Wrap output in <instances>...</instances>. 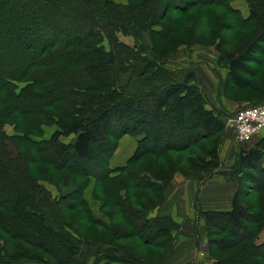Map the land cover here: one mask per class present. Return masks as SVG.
Returning a JSON list of instances; mask_svg holds the SVG:
<instances>
[{
    "label": "trees",
    "instance_id": "16d2710c",
    "mask_svg": "<svg viewBox=\"0 0 264 264\" xmlns=\"http://www.w3.org/2000/svg\"><path fill=\"white\" fill-rule=\"evenodd\" d=\"M46 1L54 9L44 8L42 0H0V28L3 23L10 24L3 33L0 29V230L6 234V237L0 234V264L24 260H36L39 264H88L90 258L94 259L93 264L100 259L106 260L103 264L109 261L149 264L126 250L121 241L136 237L146 245L161 248L165 243L159 239L168 236L171 229H179L170 215L153 214L162 206L175 172L172 168L165 171L161 161L170 152L184 151L223 135L227 126L223 111L207 108L199 89L188 78L179 83L176 79L180 73L163 64L164 51L158 54V45H145L141 34L147 31L167 39L173 27L185 21V29H191L184 37L189 48L200 43L194 31L209 7L226 9L232 15V24L242 26V22H252L254 33L228 55L224 56L216 45L220 52L217 60L224 56L226 68L218 83L222 90V82L226 81L224 94L231 89H243L260 97L264 94V78L258 79L261 83L252 78L260 72L257 65L264 66V0H245L247 17L229 0ZM30 5L43 6L35 17L49 18L51 28L44 23L39 26L33 20L21 25L20 15ZM196 7L199 12L194 14ZM169 12H178L182 17L166 21ZM60 19L64 20V26ZM191 21L195 23L193 27ZM68 30L73 33L66 35ZM8 32L10 36L6 35ZM120 33L132 37L133 45L122 41ZM29 37L40 40L38 47ZM16 38L21 39L17 44ZM121 73L128 75L125 84L119 81ZM258 103H264V99L249 104ZM11 122L15 131L23 133L24 144L10 143L13 138L3 127ZM51 124L54 129L47 139L31 138V130L44 134L43 126ZM70 135H74L72 141L61 140ZM124 135L137 138L136 146L125 164L117 169L123 171L150 156L143 173L151 181L134 188L155 191L154 201L146 204L149 195L140 191L131 194L133 200L117 194L114 214H122V222L112 223L109 211L104 212L103 219L89 220L104 228L108 237L100 240L74 236L70 225L60 221L58 202L34 178L33 173H42L35 166L45 162L56 171L67 169L73 174L107 180L116 170L109 162ZM208 150L204 151L217 156L213 158L214 164L220 165L217 149ZM195 157L191 155L187 160L191 167ZM234 160L240 171L245 172L241 182L250 192L237 188L229 210L197 207L195 210L202 218L214 254L237 246L253 252L263 245H257L254 237L264 226V137L252 147L240 149ZM91 162L103 174L89 169L87 165ZM179 173L193 181L197 179L187 170ZM207 178L200 175L198 181L205 182ZM253 190L259 197L248 205L244 198ZM69 207L67 204L62 208ZM19 226H24L28 235L15 231ZM40 226L46 230L45 236L53 239L50 245L41 238H33L32 235L40 236L37 233ZM17 242L42 250L52 262L35 255L29 247L4 249Z\"/></svg>",
    "mask_w": 264,
    "mask_h": 264
},
{
    "label": "rangeland",
    "instance_id": "374dc122",
    "mask_svg": "<svg viewBox=\"0 0 264 264\" xmlns=\"http://www.w3.org/2000/svg\"><path fill=\"white\" fill-rule=\"evenodd\" d=\"M113 1L124 2V0ZM42 2L44 8L53 7L54 9V5L51 6L49 4H46V0H42ZM233 2L236 3L235 0H229L230 4ZM40 5H30L28 6V9H25L26 13L24 15H20L19 22L21 23V25L26 26L29 21L32 22L33 20V22H36L37 24H39V26H42L44 23L46 26H49L51 28L52 23L48 25V22L51 21L49 20V18H47L46 16L42 17L41 14V19L35 17L38 13L42 12L41 10L43 6H41L40 8ZM192 12L194 14H197L199 12V9L196 7ZM207 12L208 13L205 14V17H203L201 23H198V25H196V30L194 31L197 40H199L200 42L195 44L210 46V50L206 53H195L201 58L194 57V52L190 50V47L185 48L186 46L184 42L187 39H184V37H186V34H188L191 30L185 29V21L176 24L173 27L170 37H168L167 39L158 37L154 34H149V32L147 31H144L141 34L142 42L145 45H148L150 47L152 43L158 45L156 49L158 54H160L161 51H164L163 53L166 55V57L163 58L164 66L171 67L172 70H176L180 73V76L178 75L176 80H182L183 75H190L192 77V80L197 81L195 77L196 68H198L200 71H211L219 80L221 76H224L226 74V68L224 67V56L228 55V52L230 50L237 48L243 42H245L246 38L248 39L256 30L252 22H242V26H238L235 23L232 24V15L226 9H223L221 7H209L207 8ZM48 14L49 13L47 12V15ZM179 17L182 16H180L178 12H169L165 20L167 21L169 19H175ZM60 20L62 21L61 25L64 26V20ZM186 24L188 25L189 22ZM190 24L192 25L191 27H193L195 23L191 21ZM9 26L10 24L3 23L0 28L1 33H3L6 28H9ZM156 27L157 29H161V27L159 26ZM153 29H155V27ZM66 32V35H70L71 33H73L72 30H68ZM6 35L10 36L11 34L8 32L6 33ZM119 37L122 41L130 45H133L134 43L132 37L130 36H126L120 33ZM29 38L30 42L35 47H38L40 40L37 37ZM20 41V38H16L14 40V43L17 44ZM216 45L219 47V49H221L220 51L225 54L224 56H220L222 58L219 62L216 59L217 57H215V55L218 57L220 55V52L217 50ZM104 46L107 47V44L105 43ZM215 48L217 52H214ZM20 49L18 52H20ZM203 56L207 57L208 59L203 58ZM197 59L199 60L197 61ZM2 60L5 61L4 58H2ZM188 62L191 63L194 68H189V66H186V63ZM7 67H10V65L8 64ZM257 67L259 68L260 72L256 77L252 79L256 81V83H261L262 81L258 79L264 78V66L257 65ZM127 79V74L121 73L119 75V81L121 82V84L127 83ZM207 80H209V78L206 77L202 81L207 82ZM206 82L202 83V85H200V88H197L201 93L200 96L203 97L206 101L207 108H212L215 111H223L221 112V114L226 119L227 126V128L223 132L224 134L213 136L208 140L200 142L198 146L188 148L187 150L170 152L166 156V159H163L161 162L164 164L163 167L165 168V171H170L172 168V170L175 171L174 175L176 173H179L180 170H187L191 174V176H195L197 178L196 182L198 181V178H200V175H202V177H208L205 182H197L200 188L201 186H205V192H207L208 194L214 191L215 185L218 183H224L223 185L226 188L231 185V187L234 186V189L236 186V189L238 188V191L243 192L245 190H248V192H250L249 189H247V186L243 184V182H241V179L244 176L245 172L240 171V169L234 162V158L240 149L248 148L256 141V138L251 140L249 143H245L244 145L235 144L232 136V130L227 123L228 119L233 115L235 109L245 104H249L253 100L264 99V94H261L259 97L254 93H249L248 91L246 92V90L243 89H231L229 91H226V93L224 94L223 87L226 89V81L222 82V90L219 89V83L218 87L215 89V86H207ZM263 85L264 84H262V86ZM224 97H228V99L239 103L232 104L228 103V101L225 102ZM223 102H225L226 104H223ZM227 110L229 111V114L227 113ZM43 129L44 134L39 133L35 130H31V138L35 140L41 138L47 139L53 131L54 126H52V124L44 125ZM3 130L5 133H7V135L9 134L13 138L10 143H25L24 139L22 138L23 133L15 131L13 122L6 123L3 127ZM262 131H264V128H262L261 132ZM73 138L74 135H70L68 137H61V140L64 142H69L72 141ZM130 138V141H132V144H134L133 138ZM10 148L14 150L12 145H10ZM206 148H210V150L208 151H212L214 148L215 152L217 149L220 157V165L217 166L214 164L215 162L213 158H216L217 156H215L214 154L211 155L208 152L206 153V151H204ZM191 155H194V157L195 155L197 156L194 158L195 161L193 167L188 164ZM150 158V156H147L140 160L138 164L128 166L124 168L125 170L123 169V171L117 169L119 167H112L109 162L110 167L116 170H113L110 174V177L104 181L95 180L83 175L73 174L67 169L56 171L53 167L49 166L45 162H39L35 166V169H37L36 167H40V169L42 170L41 175H38L35 172L33 173V176L49 190L51 197L58 202V209H61L59 213L60 221L62 224L70 225L71 233H74V236L77 235V237L81 236L86 238L96 237L101 240L108 237L106 233L107 231L104 230V228H102L101 226L90 223L89 220H94V217L103 219L105 218L104 212L109 211L112 223L122 222V214H119L117 216L114 214L115 209L117 208L114 199L117 194L120 195L121 198H125L127 196V199L133 200L134 198L131 196V194L140 191L142 194L147 193L149 195V198H147V201L145 202L146 204H148L149 201H154V193H156L155 191L148 192L143 188H134L136 184L144 185L146 183H150V178L145 176V174L143 173V170H145L146 164ZM87 167L91 170H94V172H96L98 175L103 174V170L100 171V167L96 164H93L92 162L89 163ZM164 175L167 176L166 173ZM234 179H236L237 182L234 181ZM204 196L203 198L197 197V195L195 196L191 204L192 208L195 207L194 210H196V207L198 210H201L203 207L214 206L209 203L207 204L206 200H210L211 202V199L204 198ZM258 197V192L253 190L250 195L244 198V203L252 205L254 201L258 199ZM67 204L70 206L69 208H62L63 205L65 206ZM167 210L168 207H163L159 212L164 211V213H166ZM180 210V212L174 215L175 217H172L175 224L177 226L179 225L180 227L177 230L171 229L168 233V236L159 239L160 242L165 243V245H162L163 247L156 248L151 245H146L136 237H131L127 240L125 239L126 241L122 240L121 243L123 247L126 250L137 254L142 259L149 261V264H217L218 259L221 260V262L218 264H264V261L262 260V256L264 255V226L254 237V242L257 245L263 244L262 247H258V249H255L253 252H251V250L249 249H240L241 247L237 246L236 248L230 249L228 251H222L214 254L209 247L208 237L206 236L202 218L199 217V214H196L197 211H194V213L191 214L189 219L187 220V217H184L186 216L185 212L182 211V209ZM37 230V233H39L40 236L32 235L33 238H41L47 245H50L53 242V239L45 236L46 230L43 226H40ZM92 230L95 232L92 233ZM15 231L24 232L28 235V230H26L24 226H19L18 229H15ZM0 234L2 235V237H6V234L2 232V230H0ZM23 247H29L28 249L30 251H33L37 256L43 257L46 262L51 261L47 253H44L42 250L36 247L28 246L23 242H17L15 246H5L4 249H6V251H14L15 249L17 250ZM251 253L252 255H255L252 256ZM93 262L94 259L90 258L88 264H93ZM96 262L97 264H103L106 262V260L100 259ZM13 264H39V262H37L36 260H24L15 261L13 262ZM107 264L127 263L109 261L107 262Z\"/></svg>",
    "mask_w": 264,
    "mask_h": 264
},
{
    "label": "crops",
    "instance_id": "0c3cea01",
    "mask_svg": "<svg viewBox=\"0 0 264 264\" xmlns=\"http://www.w3.org/2000/svg\"><path fill=\"white\" fill-rule=\"evenodd\" d=\"M235 1H236V3L233 2V3H231V5L236 10H238L243 17H247L248 5H247L246 1L245 0H235ZM233 4H235V5H233ZM185 48H187V47H185ZM190 50H192L194 52V54H193L194 57L201 58L200 56H198L196 54L200 53V52L206 53L207 51L210 50V46L202 45V44H193L190 47ZM214 52H217V50L214 49ZM215 57H218V56L215 55ZM203 58L208 59L205 56H203ZM198 60L199 59H197V61ZM197 63H199V62H197ZM186 66H189V68H194V66L189 62L186 63ZM168 68L172 70L171 67H168ZM189 70H193V69H189ZM195 70H196V76L195 77H196L197 81L192 80V77L190 75H183L182 80H180V81L177 80V81L179 83H182L186 80V78H188V81L190 84H193L196 87L200 88V85H202V83L206 82V81H202V80L207 77V78H209V80H207V82H206L207 86H212V87L215 86V89L218 87V81L219 80L214 73H212L211 71H206V70L200 71L198 68H196ZM179 76H180V74H179ZM224 98H225V102L228 101V103H232V104L239 103V102L232 101V100L228 99V97H224ZM225 102H223V104H226ZM130 137L131 136H129V135H124L122 137V139H120L118 148L116 149L115 153L113 154L112 158L110 159V164L112 167L124 165L126 160L128 159V157L134 152L137 138L132 137L133 143H134V144H132V141H130V139H131ZM262 137H264V131L258 133V135H256L254 137V138H256V141L252 145H250L248 148L252 147L258 141V139H260ZM249 142H247V143H249ZM131 144H132V146H131ZM234 181H236V179H234ZM223 184L224 183L216 184L214 191H212V193L208 194L207 192H205V186H201V188H200V186L198 185V183L196 181L190 180V179L182 176V174H180V173H176L174 175V177L172 178L171 184L168 186V188L166 190L165 199H164L162 206L156 208L154 210L153 214L154 215L167 214V215H170L171 217H175L174 215L177 214L178 212H180L181 211L180 209H182V211H184L186 214V216H184V217H187V220H188L190 215L193 214L195 211L194 210L195 208H192V206H191L193 199L195 198L196 195H197V197L203 198L204 193H205L204 198H210L211 199V202H210V200H206L207 204L209 203V204H212L214 206L213 207L212 206L211 207H203L202 209L211 208V209H216V210H229L231 207L232 197H233L234 192L236 190V186H235V189H234V186L231 187V185H229L228 188H226ZM179 202H180V205H179ZM163 207L164 208L168 207V210L166 211V213H164V211L159 212ZM193 207H194V205H193Z\"/></svg>",
    "mask_w": 264,
    "mask_h": 264
},
{
    "label": "built area",
    "instance_id": "2783aa9c",
    "mask_svg": "<svg viewBox=\"0 0 264 264\" xmlns=\"http://www.w3.org/2000/svg\"><path fill=\"white\" fill-rule=\"evenodd\" d=\"M227 124L232 130L234 142L237 145H244L264 128V103L238 107Z\"/></svg>",
    "mask_w": 264,
    "mask_h": 264
}]
</instances>
